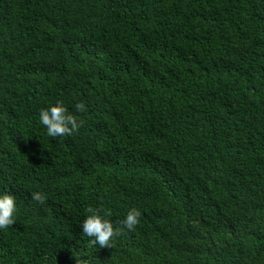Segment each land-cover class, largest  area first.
Here are the masks:
<instances>
[{
    "label": "trees",
    "instance_id": "1",
    "mask_svg": "<svg viewBox=\"0 0 264 264\" xmlns=\"http://www.w3.org/2000/svg\"><path fill=\"white\" fill-rule=\"evenodd\" d=\"M4 191L0 264H264V0H0Z\"/></svg>",
    "mask_w": 264,
    "mask_h": 264
},
{
    "label": "clouds",
    "instance_id": "2",
    "mask_svg": "<svg viewBox=\"0 0 264 264\" xmlns=\"http://www.w3.org/2000/svg\"><path fill=\"white\" fill-rule=\"evenodd\" d=\"M77 110L84 108L83 103L76 105ZM39 121L45 126L46 132L51 137L63 136L78 132L83 124L82 120L71 113L63 101L57 100L48 107H43L39 111ZM33 199L43 202L46 198L44 193L34 192ZM18 205L16 196L10 191L0 193V229H5L16 222ZM89 214L82 222L83 232L88 237H94L92 243L99 242L101 247L111 245L113 238L122 229L114 225L108 213L90 208ZM142 212L138 207H131L127 210L122 224L128 229H134L140 223Z\"/></svg>",
    "mask_w": 264,
    "mask_h": 264
}]
</instances>
